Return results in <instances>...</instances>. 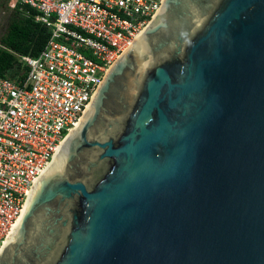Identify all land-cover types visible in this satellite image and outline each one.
I'll return each mask as SVG.
<instances>
[{
  "label": "water",
  "instance_id": "95a60500",
  "mask_svg": "<svg viewBox=\"0 0 264 264\" xmlns=\"http://www.w3.org/2000/svg\"><path fill=\"white\" fill-rule=\"evenodd\" d=\"M60 147L0 264H264V0H161Z\"/></svg>",
  "mask_w": 264,
  "mask_h": 264
},
{
  "label": "built area",
  "instance_id": "2783aa9c",
  "mask_svg": "<svg viewBox=\"0 0 264 264\" xmlns=\"http://www.w3.org/2000/svg\"><path fill=\"white\" fill-rule=\"evenodd\" d=\"M47 29L35 55L0 75V247L29 192L79 123L111 64L161 0H1Z\"/></svg>",
  "mask_w": 264,
  "mask_h": 264
},
{
  "label": "trees",
  "instance_id": "16d2710c",
  "mask_svg": "<svg viewBox=\"0 0 264 264\" xmlns=\"http://www.w3.org/2000/svg\"><path fill=\"white\" fill-rule=\"evenodd\" d=\"M14 17L0 37V75L11 76L20 66L18 55L35 56L47 38V29L29 13L12 11Z\"/></svg>",
  "mask_w": 264,
  "mask_h": 264
},
{
  "label": "rangeland",
  "instance_id": "374dc122",
  "mask_svg": "<svg viewBox=\"0 0 264 264\" xmlns=\"http://www.w3.org/2000/svg\"><path fill=\"white\" fill-rule=\"evenodd\" d=\"M14 17L13 12L0 0V37L6 32L9 22Z\"/></svg>",
  "mask_w": 264,
  "mask_h": 264
},
{
  "label": "bare ground",
  "instance_id": "6f19581e",
  "mask_svg": "<svg viewBox=\"0 0 264 264\" xmlns=\"http://www.w3.org/2000/svg\"><path fill=\"white\" fill-rule=\"evenodd\" d=\"M138 34H139V33H138ZM133 40H134V39H133ZM60 146H61V145H60ZM60 146H59V148L57 149V151H56V153H55V155H54V157H53V160L55 159V157L57 156V154H58L59 151L61 150V147H60ZM53 160H52V162H53ZM52 162L49 163L48 167L51 165ZM29 194H30V192H29ZM26 203H27V201H26ZM26 203H25V204H26Z\"/></svg>",
  "mask_w": 264,
  "mask_h": 264
}]
</instances>
